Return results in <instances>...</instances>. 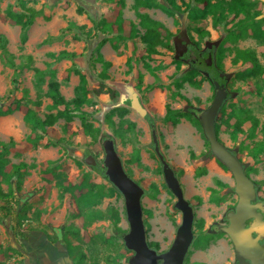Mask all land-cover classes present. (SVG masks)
<instances>
[{
    "label": "rangeland",
    "instance_id": "1",
    "mask_svg": "<svg viewBox=\"0 0 264 264\" xmlns=\"http://www.w3.org/2000/svg\"><path fill=\"white\" fill-rule=\"evenodd\" d=\"M26 1L28 6L41 10L42 14L35 18L27 31V41L20 46L19 26L12 24L4 16V9L7 4H15L17 0H0V33L7 38L6 47L15 55V63L18 67L17 69L10 68L0 61V96L3 97L0 102L7 103L13 98H20L24 91L28 92L30 99L36 98L37 89L34 87L33 71L22 64L23 57L29 54L33 58L32 66L34 67L44 69L46 67L45 63L51 62V67L56 70V79L60 83V92L66 100H70L74 96V87L79 82V76L75 71H80L86 75L89 89L102 87V92L89 94L94 104L84 105L82 108L92 113L93 125L100 127L101 133L96 139H93L81 132V122L78 117L67 124L63 119H59L47 128L43 139L38 146L34 147L26 141V136L31 130L23 123V115L26 109L28 107L34 108L28 102L21 108L22 114L14 116L18 123V127L14 131L3 133V128L0 129V141L7 142L10 138L14 141L13 144L9 145L6 153L9 160L5 168L6 173H12V165L26 164L24 171L21 173L22 175L14 174L9 179L3 176L0 177L2 191L7 193L12 190V196L8 199L11 207L16 211H20L23 215L20 229L24 233V237L18 239L14 237L13 219L8 215L7 210L1 207L6 205V202L0 200V262L5 264H37V262H32L28 258V255L34 258L36 254L40 253V249L36 248V242L44 237H49L50 240L55 241V229L64 225H71L79 230V234L77 237L67 235V240L72 246L70 264H127L128 256L132 251L125 247L122 240L123 234L129 228L122 194L117 190L112 196L105 197L97 205V208L102 210L108 206L116 208L120 216V221L117 224H114L110 219H98L85 226L82 217L73 216L74 213H77V206L69 196V192L60 196L54 178V170L60 171L63 173L65 183H77L81 181L83 174L87 173L92 182L101 183L108 187L111 182L105 180L84 161V150H88L97 163L103 166L102 135L106 133H109L115 140L116 150L123 160V166L127 170L128 176L147 191L141 199L142 208L152 212L150 217H144L143 215V222L146 223V226H144L147 240L157 242L159 251L168 249L181 221V214L173 208L175 197L163 186L162 170L160 171L161 163L153 153L154 150L151 144L152 129L149 121H153L157 135L160 134L161 138L158 135L159 145L165 154L168 146L164 143L161 134L162 129L165 128L171 131L175 129L174 126L165 124L162 120L161 112L165 105L169 104L172 108L188 109L193 107L202 110L213 100V82L207 72L201 71L198 76L204 78L201 85L203 82L208 83L205 88H202L201 85L195 88L188 82H183L181 88L176 89L174 82L179 81L181 76L192 68L187 58H183V55L181 57L177 56V44L181 40V36H187L195 51H203L209 45H214L213 50L216 51L229 31H234L236 35H248L250 33L247 26L248 22L242 26L237 25L239 20L244 17L239 14L236 17L229 15L226 21L220 23L217 27H213L211 16H207L195 24L188 17L193 7L200 6L194 0H176L177 4L180 5V11H175L173 16H169L158 8H140V12L147 13L150 17L161 21L172 33L170 40L173 49L167 50L157 47L160 54L149 59L146 56L145 46L139 38H125L128 34L127 27L123 32L124 38L116 40L117 50L111 48L110 41H106L97 50L98 42L101 39L114 37L117 32L102 33L95 30L94 22L99 21L101 18L113 22L118 12L121 11L122 18L125 21L131 20L137 24L138 19L133 8L135 0H125L123 8H120L115 1L107 0ZM156 2L165 4L163 0H156ZM257 8L264 11L263 4L258 3ZM44 16H48L49 19L46 20ZM70 22L74 26L70 30H66ZM80 26H84V29L80 30ZM195 27L208 31V34L201 36L195 30ZM242 27H244V31H240ZM137 28L140 32L143 31L139 26ZM223 46L230 49V52H227L222 60L221 69V72L228 75L225 80L228 96L223 101L216 117V122L219 125L218 137L245 164V169L259 188L264 187V156L261 155L260 160H256L250 155L251 149L264 142V127H262L264 123V78L237 79L235 73L248 67L249 64L242 61H238L236 64L231 62L234 48H249L255 51L259 62L264 68V45L246 36L237 40H227ZM61 50L75 52L76 57L55 61L47 56V53H57ZM98 53L104 60L112 62V66L106 70L109 77L107 79H103L100 75L103 68L102 64L97 61ZM127 60L132 66L131 69H128ZM177 61H180L178 69H176ZM146 64L151 68L160 64L164 65V68L154 70L157 79L146 67ZM139 74H141V81L138 78ZM47 79L48 76L45 77V83L42 85L43 92L46 91ZM124 80H130L134 83L140 94L141 102L147 109V114L140 117L129 107L127 102L130 111L124 118L133 121L135 126L133 129H129L125 124L121 128L122 136H120L115 133L114 127L104 121V115L112 109L109 108L110 105L118 102L117 84ZM150 84L154 85V88L147 90L146 86ZM111 90L118 92L114 98L110 96ZM173 91H178L188 98L190 104L186 103L185 100L172 98L171 93ZM41 101L37 111L39 115L43 116L48 112L46 105L51 103V99L43 96ZM237 107L249 109L253 116L258 119L259 123L254 137L249 136L251 131L250 122L243 123L244 132L235 140L230 137V128L226 127L224 121L231 110ZM113 120L116 128L119 118L113 116ZM230 121L233 123L234 119ZM196 130L200 135L199 139L204 141V152H202L204 154L208 152L209 146L206 145L201 131L198 128ZM38 133L41 132L38 131ZM187 141L189 146L181 147L183 149L180 152L179 162L181 164L186 162L187 149L198 150L199 148L196 140L188 139ZM46 142L51 144L46 147L43 145ZM142 146L146 149L145 161L142 162V165L140 166V162H127L132 157L133 151ZM209 157L214 156L209 155ZM31 164L34 167H30ZM196 168L194 166V170ZM223 171L228 186L215 188L218 195H220V192L225 193L223 204L216 210L208 209V213L205 215L207 220L204 221L201 229L194 222L193 232L195 238L183 264L197 262L231 264L233 262L232 246L228 237L222 233L208 248H194L196 242L201 244V241L204 240L203 237L200 239L198 237L215 234L212 229L225 224V212L237 201V195L233 191V176L229 170L223 169ZM193 177L189 174L187 180H192ZM152 183L158 186L159 193L161 192L163 195L154 198L148 195L150 192L148 186ZM187 200L193 207L195 202L191 199ZM194 212L196 219L199 215L196 211ZM122 231L126 232L123 233ZM45 253L44 258L46 260L53 258L52 253L47 251Z\"/></svg>",
    "mask_w": 264,
    "mask_h": 264
},
{
    "label": "trees",
    "instance_id": "2",
    "mask_svg": "<svg viewBox=\"0 0 264 264\" xmlns=\"http://www.w3.org/2000/svg\"><path fill=\"white\" fill-rule=\"evenodd\" d=\"M107 1H115L120 8H123L125 5V0H107ZM165 4L158 3L156 0H135L133 4V8L135 10V15L138 19V23H134L133 21H125L122 18L121 11L118 12L115 21L110 22L106 21L105 19L101 18L99 21H95V30L101 31L102 33H114L115 31L117 34L114 37H105L98 42L97 50L106 42L110 41L111 46L114 50L118 49L117 41L119 39L124 38V30L125 27L128 28V34L125 38H139L140 41L145 46L146 56L150 59L154 56L160 54V51L157 47H162L167 50H172L173 45L171 43V31L159 20H156L150 17L147 13L140 12V8H158L161 9L163 12L168 14L169 16H173L175 11H180V5L177 4L176 0H163ZM198 5L195 6L193 9L190 10L188 17L193 23H198L205 19L207 16H211L212 18V25L213 27H217L220 23L226 21L229 15L233 17L242 14L244 17L239 20L237 25L242 26L246 22L247 26L249 27L250 33L248 35H236L234 31H229L228 35L221 41L219 46L217 47L216 51H214V64L215 70L221 71L222 69V60L226 56L227 52H230L228 47H224L223 44L227 40H237L240 38H244L249 36L256 40L258 43L264 45V28H263V17H258L260 15V11L256 9L257 1L258 0H194ZM18 7V9H17ZM41 10H37L31 6L27 5L26 0H17L14 3H8L6 8L4 9V16L8 19L12 24L19 26L20 34V46H22L27 41V31L29 27L33 24L35 18L39 16ZM46 20L49 19L48 16H44ZM74 26L73 23L70 22L66 30H70L71 27ZM141 28L143 31L137 28ZM80 30L84 29V26L79 27ZM195 30L201 36L208 34V31L200 29L199 27H195ZM240 31H244V27L240 28ZM7 38L5 35L0 33V61L6 65L7 67L17 69V65L15 63V55L11 53L7 47ZM214 48V47H213ZM190 54L193 52V48H189L188 51ZM189 53L183 55V58H187ZM47 56L55 61H60L63 59H73L76 57L75 52H70L66 50H61L57 53H47ZM264 56V53H263ZM97 61L102 64V72L101 77L103 79L109 78L106 74V70L111 66L109 61H106L102 58V56L98 53ZM238 61H242L243 63H248L249 66L245 67L243 70L238 71L235 73V78L240 80H245L248 78H264V68L262 67L261 63L258 60V57L252 49L249 48H234V55L231 59L232 64H236ZM192 62V61H190ZM33 58L31 55H25L23 57L22 64L27 66L29 69L33 71V78H34V87L37 89V95L35 99H30L28 92L24 91L22 97L20 98H13L11 101L7 103L0 102V116H5L12 114L16 110H20L25 104L31 103L34 108L28 107L23 115V120L25 125L31 130V132L26 136V141L36 147L38 146L39 142L43 139V135L45 134L48 127H51L55 124L59 119H63L65 123L71 122L75 117H78L81 122V132L84 135H89L93 139H96L99 134L101 133L100 127H95L93 125V115L92 113L83 110L84 105H92L94 102L89 97L91 93H100L102 92V87L96 89H89L87 86V78L84 73L80 71H75L79 76V82L74 87V96L70 100H66L65 97L60 92V83L56 79V70L55 68L51 67V62H46V67L44 69H40L38 67L32 66ZM128 69H131L132 66L127 60ZM192 68H190L187 72H185L179 81H175L176 89L181 88L183 82H188L191 86L198 88L203 81V77H198L200 72H207L209 73L212 71V68H208L205 63L202 62H192ZM146 67L150 70V72L154 75L157 79V75L154 70H159L164 68L163 64L157 65L151 68L149 65L146 64ZM180 67V61L176 63V69ZM214 76L211 74L209 78L216 79L218 77L217 73ZM48 76L47 83H46V91L43 92L42 85L45 83V77ZM139 81H141V74L138 76ZM154 88V85L150 84L146 86L147 90H151ZM118 94L115 90H111L110 96L114 98L115 95ZM43 96H47L51 99V103L46 105L47 113L43 116L39 115L37 108L41 105V98ZM171 97L176 99L185 100L186 103L190 104L188 98L180 94L178 91H173L171 93ZM3 100V97L0 96V101ZM127 102L122 104L119 107H115L110 109L104 115V121L108 123L110 126L114 127L115 133L122 136V127L126 124L127 128L133 129L135 123L133 121H129L124 118L130 111L129 107L127 106ZM199 110L193 107H189L188 109L184 108H172L169 104L165 105V113L163 115V122L166 124H170L171 126L177 125L182 118L189 121L193 126L198 128L201 131L202 137L205 139V143L209 146L208 141L205 138L203 133L201 124L197 118ZM113 116H117L119 118L118 125L115 128ZM231 119H234V122L231 123ZM250 122V137L255 136V130L258 127V119L253 116L251 111L245 107H237L232 109L231 112L228 114L227 118L225 119L224 123L227 128H230V137L232 139H236L240 134L244 132L243 123ZM151 129H155L153 121H149ZM264 127V123L262 124ZM40 131L41 133H38ZM215 132L218 136L219 133V125L215 122ZM160 137V134H158ZM102 139L108 137L107 135L103 134ZM161 138V137H160ZM14 141L10 138L9 141H0V177L3 176L4 178H11L14 174H18L19 176L22 175L21 173L24 171L26 164L19 163L17 165H12V173H6L5 168L9 163L8 158L6 157V153L8 152L9 145L13 144ZM51 143L46 142L43 145L49 146ZM153 146V142H151ZM154 148V147H153ZM154 153V152H153ZM207 156L212 155L211 152L208 150ZM235 154V152L232 151ZM205 154V153H204ZM250 155L253 156L256 160H260V156H264V142L257 144L253 149L250 150ZM190 159H195V153L190 150L189 151ZM217 163L225 170H228L221 162L216 159ZM48 163H53L52 161H47ZM97 162V161H96ZM129 163H139L140 156H139V149H135L132 153V157L127 160ZM30 167H34L33 164ZM162 165H160L161 171ZM176 176L179 177L183 174V169L178 168L175 169L172 167ZM96 173L101 175L105 180L109 181L106 174L105 168L102 165L96 163V165L92 168ZM126 170V169H125ZM126 173L127 170H126ZM245 173L248 175V171L245 169ZM206 174L205 168H198L195 171V177H199ZM54 178L55 184L59 189V194L62 196L64 193L69 192V196L74 200L77 206V213H74L73 216L77 217L80 216L83 218L84 225H90L94 220L98 219H110L113 221L114 224H117L120 221L119 212L113 206H108L106 209L102 210L97 208V205L102 202L105 197H110L113 195L115 191H117L116 187L113 184H109V186H105L104 184L94 183L91 181L89 174L84 173L80 182L77 183H65V178L63 173L60 171L54 170ZM20 182V181H19ZM215 184L221 188H225L228 185L223 183L222 181L216 179ZM165 188L166 185L163 183ZM107 187V188H106ZM148 190L150 192L148 195L154 198L159 193V188L155 183H152L148 186ZM210 200L215 201L217 204L223 201V196H218V191L214 188H210ZM147 193V191H145ZM144 192V194H146ZM171 194V193H170ZM12 196V190H9L7 193H4L0 187V200H4L6 205H2L3 209L7 210V213L13 219V235L15 238L24 237V233L22 229H20L21 221L23 215L20 211H16L14 208L11 207L8 199ZM194 199L196 203L201 204L202 200L199 196H195ZM143 215L150 217L152 212L148 209L143 208ZM195 224L199 229L202 228L204 224V219L198 217L195 219ZM146 226V223L144 222ZM56 230L55 239L60 241L61 243H65L67 245V249L69 253L72 252V246L70 242L67 240V235H71L73 237H77L79 234V230L71 225L69 226H61ZM119 230V229H118ZM125 233L126 231H122ZM219 234H206L201 235L198 237L204 238L201 241V244L196 242L195 249H206L210 246V244L214 243L215 240L220 236ZM148 245L151 248L158 249L159 245L157 242L148 241ZM11 248V247H9ZM12 249V248H11ZM0 264H5L4 262H0ZM194 264H201V263H194Z\"/></svg>",
    "mask_w": 264,
    "mask_h": 264
},
{
    "label": "water",
    "instance_id": "3",
    "mask_svg": "<svg viewBox=\"0 0 264 264\" xmlns=\"http://www.w3.org/2000/svg\"><path fill=\"white\" fill-rule=\"evenodd\" d=\"M262 1L264 2V0ZM188 42L187 36L182 35L177 44V56L181 57L187 51ZM205 62L207 65L211 64V55H208ZM219 76L228 78V75L224 73H219ZM117 86L118 102L110 105L109 108L118 107L128 100L129 107L140 117H144L147 114V109L143 106L140 94L132 82H120ZM213 87L212 102L206 108L199 110L197 118L209 143V151L231 172L234 179L233 191L237 195L234 208L226 212L228 223L217 226L213 231L228 235L234 246L237 264H264V244L259 243L260 238L264 235V220L262 218L264 200L256 201L255 185L245 173V164L216 135V117L228 93L224 84L217 80L213 81ZM105 135L108 137L104 138L102 142L103 167L108 180L123 196L129 226L128 231L122 236L125 247L132 251L128 264H183L195 238L193 232L195 212L184 196L180 179L160 148L156 130H151L153 150L162 165L163 181L175 197L173 208L181 214V221L176 228L175 237L169 248L164 251L149 247L141 202L144 189L128 176L123 166V160L116 150L115 140L109 133ZM84 161L90 168L96 165V160L91 154H88ZM249 219L250 222L246 227V221ZM253 232H256L255 236L252 235Z\"/></svg>",
    "mask_w": 264,
    "mask_h": 264
},
{
    "label": "crops",
    "instance_id": "4",
    "mask_svg": "<svg viewBox=\"0 0 264 264\" xmlns=\"http://www.w3.org/2000/svg\"><path fill=\"white\" fill-rule=\"evenodd\" d=\"M106 61H109V60H106ZM109 62L111 63V66H112V62L111 61ZM126 81H130V80H126ZM126 81L124 80L122 81V83ZM132 84L134 85L133 82ZM207 84H208L207 82H203L201 87L205 88ZM125 102L129 103L128 100H125L124 103ZM164 113H165V108H163L161 115L163 116ZM16 114L21 115L22 114L21 109L14 111L12 114L0 116V129L3 128V133L12 132L18 127V123L14 119L15 118L14 116ZM23 123H24V120H23ZM1 124H2V127H1ZM174 127H175L174 131L173 130L171 131L165 128L162 129L161 134L163 136L164 143L166 144V146H168V148H166L165 150L164 155L172 167H174L175 169H178V168L183 169V174H181L178 178L180 179V183L184 191V196L186 199H191L195 202V204L193 205L194 211H196L199 217L203 218L205 221L207 220L205 215L206 213H208V209L216 210L217 208L221 207V205L223 204V202H220L219 204H217L215 201L210 200V190L209 189L219 188V186L217 187V185L215 184L216 179L222 181L223 183H226V180L224 179L226 178V175L223 171V168L217 163L216 158L209 157L207 156L206 153L205 154L202 153L204 152V141L203 139H199L200 135L199 133H197L195 126H193L186 119L182 118L180 122ZM188 139L196 140L199 148L198 150L187 149L188 154L185 158L186 162L181 164L179 162L180 157H181L180 152H182L183 150L181 147H184L185 145L187 147L189 146V142L187 141ZM158 140L160 141V139ZM190 150H192L195 153L196 155L195 159H190L189 157ZM145 154H146V149L143 146L139 147L140 166L142 165V162L145 161L144 159ZM194 166L197 167L195 170H194ZM200 167L206 169V174L196 177L197 178L196 179L194 178L195 175L193 177V174H195V171ZM189 174L192 175L193 177L192 180H187ZM224 194L225 193L220 192V195L218 196H223ZM161 195H163V193L160 192L156 195V197L161 196ZM195 196H199L201 198L202 200L201 204L196 203V200L194 199ZM197 207L198 209H196Z\"/></svg>",
    "mask_w": 264,
    "mask_h": 264
},
{
    "label": "flooded vegetation",
    "instance_id": "5",
    "mask_svg": "<svg viewBox=\"0 0 264 264\" xmlns=\"http://www.w3.org/2000/svg\"><path fill=\"white\" fill-rule=\"evenodd\" d=\"M258 3L260 4H263L264 5V2L262 0H258L257 1ZM257 3V4H258ZM257 7V5H256ZM258 9V8H257ZM260 11V15H262L261 17L264 18V11H261V9H258ZM189 41V40H188ZM211 46V47H209ZM205 50L203 51H195L194 47H192L191 45V42H188L187 44V51L183 54H187L189 53V48H193V52H191V54L189 53L187 59L192 62H202V63H205V65L208 67V68H212L213 70L210 71L208 74L209 76L211 74H213L215 76V73H217V75H219V73H223L221 71H218V70H215V64H214V45H209ZM193 53V55H192ZM208 55H211V64L210 65H207V63L205 62V59L208 57ZM193 56V57H191ZM183 57V56H182ZM190 62V64L192 63ZM212 72V73H211ZM225 74V73H224ZM218 78L216 79H213V78H210L212 80V82L214 80H217L219 83L221 84H224L225 86V80L227 78L225 77H220L218 76ZM228 93V92H227ZM228 96V94H227ZM219 138V137H218ZM221 141V140H220ZM222 142V141H221ZM223 143V142H222ZM84 154H85V157L89 154L88 150H84ZM97 163V162H96ZM94 166H92L91 168H93ZM248 176L250 177V175L248 174ZM251 178V177H250ZM252 179V178H251ZM252 181L254 182V185H255V191H256V195H257V199L256 201H263L264 200V187H260L258 186V184L255 182V180L252 179ZM236 203V202H235ZM234 203V205H235ZM234 205L230 208V209H233L234 208ZM228 209V210H230ZM227 210V211H228ZM226 211V212H227ZM226 212H225V219H226ZM263 214V220H264V213ZM250 222V219L246 221V227L248 226ZM228 223L227 219L225 221V224L226 225ZM219 226V225H218ZM215 228L212 229V231L214 230ZM214 232V231H213ZM215 233V232H214ZM219 233H222L223 235H226L228 237L227 234L223 233V232H217V234ZM216 234V233H215ZM253 236L256 235V232H253L252 233ZM229 241H230V244L232 246V250H233V262L231 264H237V259H236V255H235V250H234V246L230 240V238L228 237ZM123 240V239H122ZM124 243V242H123ZM259 243L260 244H264V235L260 238L259 240ZM36 248L40 249L38 254L35 255V257L33 258V256L31 255H28L29 259L33 262H37V264H70L71 263V254L69 253L68 249H67V245L65 243H61L60 241L58 240H50L49 237H44V238H41V240H39L38 242H36ZM158 250V249H156ZM167 250V249H166ZM50 252L52 253V259L51 260H46L44 258V256H46V253L45 252ZM131 251V250H130ZM159 251V250H158ZM161 251H164V250H161ZM132 254V253H131ZM131 254L128 256V259H127V264H128V260H129V257L131 256ZM185 261V260H184ZM197 263H201V264H204L202 262H197ZM216 264H225V263H216Z\"/></svg>",
    "mask_w": 264,
    "mask_h": 264
}]
</instances>
